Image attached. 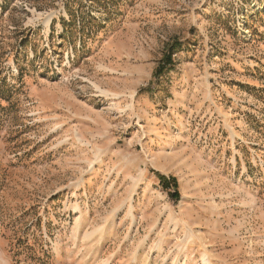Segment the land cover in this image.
<instances>
[{
	"label": "rangeland",
	"instance_id": "obj_1",
	"mask_svg": "<svg viewBox=\"0 0 264 264\" xmlns=\"http://www.w3.org/2000/svg\"><path fill=\"white\" fill-rule=\"evenodd\" d=\"M0 264H264V0H0Z\"/></svg>",
	"mask_w": 264,
	"mask_h": 264
},
{
	"label": "trees",
	"instance_id": "obj_2",
	"mask_svg": "<svg viewBox=\"0 0 264 264\" xmlns=\"http://www.w3.org/2000/svg\"><path fill=\"white\" fill-rule=\"evenodd\" d=\"M171 56H172V53H169V55H168V57H167V63H169L170 64V62H171ZM161 71H162V68H158L156 71H155V73L153 74V78H157L158 76H160L161 75ZM159 179H160V183L163 185V187H168L169 185H173V187L174 188H176V181H175V179H166L165 177H163V176H160L159 177ZM178 195H177V191H175V193H173L172 195H171V197L172 198H174V197H177Z\"/></svg>",
	"mask_w": 264,
	"mask_h": 264
}]
</instances>
